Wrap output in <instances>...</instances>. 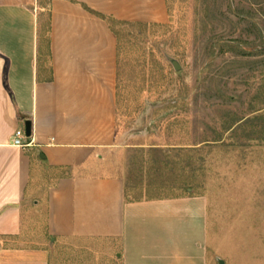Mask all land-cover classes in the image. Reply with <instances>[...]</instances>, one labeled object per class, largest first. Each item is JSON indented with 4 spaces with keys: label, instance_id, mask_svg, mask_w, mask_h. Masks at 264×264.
Returning <instances> with one entry per match:
<instances>
[{
    "label": "crops",
    "instance_id": "obj_1",
    "mask_svg": "<svg viewBox=\"0 0 264 264\" xmlns=\"http://www.w3.org/2000/svg\"><path fill=\"white\" fill-rule=\"evenodd\" d=\"M166 20L165 0H0V264H207L206 198L132 199L104 172L110 23ZM26 121L31 145L13 147Z\"/></svg>",
    "mask_w": 264,
    "mask_h": 264
},
{
    "label": "rangeland",
    "instance_id": "obj_2",
    "mask_svg": "<svg viewBox=\"0 0 264 264\" xmlns=\"http://www.w3.org/2000/svg\"><path fill=\"white\" fill-rule=\"evenodd\" d=\"M165 1L164 23H110L104 172L132 199L203 196L207 264H264V0Z\"/></svg>",
    "mask_w": 264,
    "mask_h": 264
},
{
    "label": "built area",
    "instance_id": "obj_3",
    "mask_svg": "<svg viewBox=\"0 0 264 264\" xmlns=\"http://www.w3.org/2000/svg\"><path fill=\"white\" fill-rule=\"evenodd\" d=\"M11 145L13 147L24 149L31 145L29 137L25 135L23 130L16 131L11 138Z\"/></svg>",
    "mask_w": 264,
    "mask_h": 264
},
{
    "label": "water",
    "instance_id": "obj_4",
    "mask_svg": "<svg viewBox=\"0 0 264 264\" xmlns=\"http://www.w3.org/2000/svg\"><path fill=\"white\" fill-rule=\"evenodd\" d=\"M171 63H172V65H173L174 69L177 71V70L179 69L178 64H177L175 61H171ZM24 132H25V135H26L27 137H30V135H31V123L28 122V121H26V122L24 123ZM221 264H222V263H221Z\"/></svg>",
    "mask_w": 264,
    "mask_h": 264
}]
</instances>
